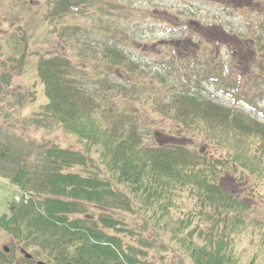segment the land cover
Returning <instances> with one entry per match:
<instances>
[{"label": "rangeland", "instance_id": "1", "mask_svg": "<svg viewBox=\"0 0 264 264\" xmlns=\"http://www.w3.org/2000/svg\"><path fill=\"white\" fill-rule=\"evenodd\" d=\"M66 2L77 9L63 19V31L52 36L41 17ZM263 28L264 0H0V135L5 144L19 146L9 162L0 163V217L8 216L12 205L30 201H23L25 192L13 187L9 177L21 167L37 169L39 147L81 152L73 136L38 115L47 98L37 77L36 52L67 57L81 87L96 98L100 114L111 125L135 128L145 145L164 144L172 137L178 139L172 143L221 158L225 152L220 148L179 130L171 102L191 95L239 112L241 106L216 82L220 77L229 82V70L243 78L242 91H262V100L254 101L261 110L239 114L264 125ZM116 52L121 56L112 61ZM88 149L98 159L101 146ZM228 171L221 177L223 188L254 200L245 213L246 226L229 236L235 264H264V181L253 182L239 169L236 177ZM182 201L175 200L179 210L184 209ZM127 216L141 223L137 216ZM156 235L157 248L150 251L156 264H192L177 246ZM15 242L0 231V251L7 248L11 264H32L21 250L35 263L42 261Z\"/></svg>", "mask_w": 264, "mask_h": 264}, {"label": "trees", "instance_id": "2", "mask_svg": "<svg viewBox=\"0 0 264 264\" xmlns=\"http://www.w3.org/2000/svg\"><path fill=\"white\" fill-rule=\"evenodd\" d=\"M76 9L66 2L41 21L53 36ZM36 54L37 77L47 98L38 115L73 136L81 152L39 147L38 168L21 167L9 177L30 201L12 205L9 215L0 217V231L44 264H156L150 251L157 248L158 233L159 241L166 238L192 264H235L229 236L246 226L245 213L254 200L224 189L221 177L231 168L253 182L264 181V125L242 116L261 110L254 101L262 100V91H242L243 78L227 70L230 81L220 77L216 82L224 84L242 114L191 95L173 98L179 130L225 152L221 158L208 157L172 143L178 140L172 137L164 144L145 145L135 128L111 125L94 95L81 87L67 57L51 51ZM114 54L112 61L121 56ZM4 139L0 135V163L9 162L19 147ZM95 145L101 146L98 159L88 149ZM178 198L189 205L182 201L184 209L179 210ZM146 232L154 237H145ZM1 251L0 264H11L9 254ZM26 263L37 264L33 257Z\"/></svg>", "mask_w": 264, "mask_h": 264}, {"label": "water", "instance_id": "3", "mask_svg": "<svg viewBox=\"0 0 264 264\" xmlns=\"http://www.w3.org/2000/svg\"><path fill=\"white\" fill-rule=\"evenodd\" d=\"M4 251H5V252H8V251H7V248H5ZM25 256H26V258H29L28 255L25 254ZM39 264H42V263H39Z\"/></svg>", "mask_w": 264, "mask_h": 264}, {"label": "flooded vegetation", "instance_id": "4", "mask_svg": "<svg viewBox=\"0 0 264 264\" xmlns=\"http://www.w3.org/2000/svg\"><path fill=\"white\" fill-rule=\"evenodd\" d=\"M232 1V0H231ZM31 260V259H30Z\"/></svg>", "mask_w": 264, "mask_h": 264}]
</instances>
